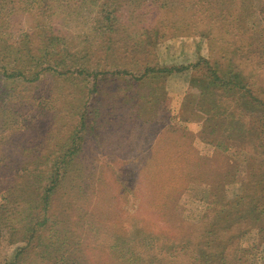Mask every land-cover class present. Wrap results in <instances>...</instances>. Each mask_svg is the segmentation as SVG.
Instances as JSON below:
<instances>
[{
    "label": "trees",
    "instance_id": "16d2710c",
    "mask_svg": "<svg viewBox=\"0 0 264 264\" xmlns=\"http://www.w3.org/2000/svg\"><path fill=\"white\" fill-rule=\"evenodd\" d=\"M149 1L156 4L158 9H164L165 14H170L176 8L174 6L172 9V3L181 2L54 0L51 4V0H0V27L15 12H33L42 18L35 24L38 31L18 35L20 46L8 44L6 47L5 38L3 44L8 55L2 54V58L0 57V76L25 84L38 81L45 73L67 80L76 79V87L80 89L81 95L70 113L73 123L68 127V132L60 135L52 147H47L45 153H41V150L33 151L30 141L21 139L14 142L20 147L24 159L19 162L21 175L12 183L0 181V190L4 189L6 192L4 203H0V228L7 230L11 242L16 243L17 247L13 256L4 259L1 264H83L79 244L76 245V250L69 251V238L72 235L74 237L75 233L64 227L58 228L60 221L56 206L62 193H65L63 182L83 173L77 166V161L81 158L84 138L95 132V119L98 116L95 108V99L98 101V98L92 97V92L99 94L105 81L122 80L125 82V89L117 90H122V95L129 99V87L137 85L141 88L146 83L149 87H146L145 93L139 96L137 94L135 98L142 101L141 104L149 105L150 102L151 108L157 110L162 104L159 102L158 92L151 89L150 83H163L172 75H185L188 77V86L198 91L190 99V104L194 107L197 104L203 107L205 102L211 103V99L215 97L232 100L240 113L238 122L234 126L208 123L204 128L219 138V143L208 145L215 150H220L227 142L248 148V178L245 183L239 184L233 195L230 177L217 183H206L207 207L201 217V227L198 228L197 223L179 220V236L173 239L152 231L154 229H147L138 219L133 218L126 233L112 235V247L117 248L115 256L126 263L133 260L136 264H150L159 252H167L170 256L174 251L170 257L177 259L187 256L185 264L264 263V258L258 257V249L264 245V100L253 94L249 83L253 75L245 74L234 57L239 51L241 55L244 54L253 35L264 36V0H183L184 6L189 5L187 20L193 34L210 40L213 27L211 21L218 20L221 27L230 33L232 40L218 58L204 56L197 49L194 60L182 63H161L155 58L151 48L153 41L157 42L164 37L166 20L160 23L159 29L155 27L149 31L142 30V36L137 28L132 29L133 33L126 34L122 23V7L128 6L134 12ZM82 2L83 10L91 13V19H86L88 30L81 34L84 35L81 38L85 41L84 45L71 49L69 36L56 33L46 21L51 16L52 7L63 4L73 8L72 4ZM219 4L231 7L218 10ZM220 18L229 20L224 24ZM202 24L208 26L200 28ZM36 38H39V44L33 47L32 41ZM93 50L100 54L96 63L91 62L89 57ZM13 54L16 57L10 59ZM3 58L9 60L5 61ZM136 104L138 105L137 102ZM32 126L36 127L35 133H41L42 139V132H46L42 130L44 125L39 128L33 122ZM170 129L167 133L191 132L181 128ZM57 132L62 131L59 129ZM26 150L33 158L32 166L27 164ZM206 158L204 155L197 157V154L184 156L185 160H198L200 164ZM184 171L186 170L182 168L180 176L184 177L183 180L186 178L189 185L192 181H189ZM186 187H183L184 190ZM71 201L69 196V205ZM168 210L165 207L164 217ZM53 225L57 228L46 235V229ZM253 230L256 231V242L250 247H244L240 242L241 237ZM140 247L145 252L140 251Z\"/></svg>",
    "mask_w": 264,
    "mask_h": 264
},
{
    "label": "rangeland",
    "instance_id": "374dc122",
    "mask_svg": "<svg viewBox=\"0 0 264 264\" xmlns=\"http://www.w3.org/2000/svg\"><path fill=\"white\" fill-rule=\"evenodd\" d=\"M72 5L73 8L63 4L51 6L53 11L46 23L56 33L68 35L69 47L75 49L85 43L81 40L84 37L81 34L88 30L85 22L91 19V13L83 10V2ZM170 6H173L172 9L176 6L170 14H165L164 9H158L150 1L144 2L134 12L130 11V7L123 6L122 23L126 34L133 33L132 29L137 28L142 36V30L159 29L160 23L166 20L164 37L153 41L151 47L158 61H192L197 49L209 58L220 57L232 39L219 21H211L210 40L198 38L187 20L189 5L184 6L181 0ZM227 7L231 6L219 4L218 10ZM41 19L33 12L23 11L8 17L0 27V57L2 54L8 55L3 44L5 38L6 47L8 44L20 46L18 35L38 31L35 24ZM219 20L225 24L229 19ZM207 26L202 24L200 28ZM248 43L244 54L241 55L239 51L234 57L245 74L253 75L248 79L253 94L264 100V36L253 35ZM32 44L36 47L39 38L34 39ZM99 56L96 50L90 51L91 62L96 63ZM14 57L16 54L10 59ZM187 81L185 75H172L163 83H150L151 89L158 92L162 104L157 110L151 108L150 102L149 105L141 104L142 101L135 98L137 94L145 93L146 87H149L146 83L141 88L137 85L129 87V99L122 95V90H117L125 89L122 80L105 81L99 94L92 92V97L98 98V101L95 99L98 116L95 119V132L84 138L81 158L77 161L83 173L63 182L65 193H62L56 206L60 221L58 228L64 227L75 233L74 237L69 238V251L76 250L79 244L83 264H136L133 260L127 263L120 261L115 256L117 248L112 247L113 233H126L133 218L147 229H154L152 231L173 239L178 235L179 220L197 223V227H201V217L207 207L206 183H217L230 177L233 195L239 184L246 182L248 148L227 142L224 144L226 148L223 145L219 146L220 150H215L208 145L219 143V138L204 128L208 123L234 126L240 119L238 109L232 100L222 97L211 99V103L205 102L203 107L198 104L194 107L190 99L198 91L188 86ZM76 85V79L57 78L50 73L43 74L38 81L30 84L13 82L0 76V181L12 183L21 175L19 162L24 159V154L14 144L16 140L30 141L33 151L45 153L60 135L68 132V127L73 123L70 113L81 97ZM33 119L39 128L44 125L42 130L46 132H42V139L41 133L34 132ZM22 125L26 126L13 131ZM170 128L187 129L192 133H167ZM59 129L61 133L57 132ZM185 154L204 155L207 158L200 164L198 160H185ZM25 155L28 166H32L33 158L28 150ZM182 168L192 181L189 185L186 178L183 180L184 177L180 176ZM184 186H187L185 190ZM5 194L4 189L0 190V203H4ZM69 196L72 199L70 205L67 202ZM165 207L169 210L164 217ZM56 228V225L47 228L46 235ZM256 237L255 230L249 231L241 237L240 242L244 247H250L256 242ZM16 247L7 230L0 228V264L13 256ZM139 250H142L141 247ZM142 251L145 252L144 249ZM170 256L167 252H159L150 264H185L188 261L187 256L173 257L175 261ZM258 257L264 258V245L258 249Z\"/></svg>",
    "mask_w": 264,
    "mask_h": 264
}]
</instances>
